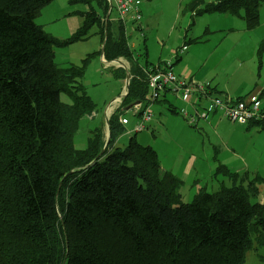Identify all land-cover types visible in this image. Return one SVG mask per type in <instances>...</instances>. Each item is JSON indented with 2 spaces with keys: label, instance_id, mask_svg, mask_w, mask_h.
Listing matches in <instances>:
<instances>
[{
  "label": "trees",
  "instance_id": "obj_1",
  "mask_svg": "<svg viewBox=\"0 0 264 264\" xmlns=\"http://www.w3.org/2000/svg\"><path fill=\"white\" fill-rule=\"evenodd\" d=\"M53 1L0 0V264H246L248 252L264 249V203L250 201L261 178L236 184L240 176L230 175L232 187L202 190L187 203L180 179L137 141L140 132L119 147L126 109L149 104L154 67L140 62L124 21L107 20V0H80L89 5L76 12L83 25L65 40L51 36L36 20ZM204 2L192 0L187 11ZM262 4L218 0L196 15L243 16L254 30ZM96 25L106 40L102 57L129 64V93L80 150L81 125L98 112L84 84L89 58L61 67L55 48L86 40ZM250 123L264 130V119Z\"/></svg>",
  "mask_w": 264,
  "mask_h": 264
},
{
  "label": "rangeland",
  "instance_id": "obj_2",
  "mask_svg": "<svg viewBox=\"0 0 264 264\" xmlns=\"http://www.w3.org/2000/svg\"><path fill=\"white\" fill-rule=\"evenodd\" d=\"M151 1L153 2L149 10L152 20L149 30L146 26L140 29L131 17L126 19L127 33L134 45L133 50L143 65L146 64L144 51L148 44L151 51L147 60L153 64L159 62L161 49L156 44L158 36L165 37L163 39H166L168 47L175 46L179 41V36H185L187 43L191 39L197 41L192 48L191 66L199 70V76H209L210 78V75H214L217 78V84L230 85L239 91L250 88L248 89L250 92L256 85L259 87L264 85V51L261 56L259 54L264 44V4H262L260 24L251 32V35H255V40H259L258 48L253 49V43H249L250 39H244L249 34L243 30L246 26L243 16L215 12L214 14L206 13L190 17L189 14H183L182 10L191 0ZM205 1L207 4H211L218 0ZM93 5L96 6V3L93 2ZM88 10L89 5L80 2V0H54L42 10L36 22L51 36L65 40L83 25L84 18L76 12ZM117 17L118 15L113 9L111 18L116 19ZM209 24H211V30L206 32ZM135 25L138 28H135ZM173 28L174 32L171 35L170 31ZM228 28H233V31ZM103 44L100 28L96 25L91 29L86 40L75 42L66 47L55 48V62L61 67H68L72 64L81 65L86 58H89L84 84L87 87L88 95L97 104L98 112L95 118H86L81 125L75 139V146L80 150L88 146L91 130L100 125L105 112L110 118L116 110L124 108L125 105L123 100L107 109L109 103L118 99L124 91L128 90V85L127 77L114 73L115 69L125 70V67L117 63L103 62ZM180 46L185 50L186 46L183 41ZM179 49L177 47L174 52L182 51ZM166 54L162 59L166 60L168 58L166 56H171L170 52L168 55ZM167 98L165 100L162 97L151 105L153 121L145 131L134 133V135L140 144L153 147L161 155L164 169L174 167L173 171L165 170L172 172L182 182L178 192L182 195L183 201L192 202L195 195L202 190L213 193L223 186L232 187L235 183L229 176L238 174L240 178L236 184H240L244 175H248L250 180L258 176L261 178L258 184L259 195L254 196L250 201L252 204L264 203L263 128L259 125H247L251 123L242 126L238 122H234L228 124L233 127L229 129L228 138L221 128L218 130L216 125H211L212 112L207 119H202L201 113L198 115L195 112L192 113V109L189 110L188 106L181 109L179 101H184V97L170 94ZM62 100L66 103L71 102L66 94H62ZM262 105L264 106V97ZM181 110L194 116L197 124L192 125L189 123L190 121L185 120L181 115ZM124 117L129 120L131 125L124 126L123 135L117 142L119 147L129 144L133 135L130 136L126 132V128L129 129L136 123L133 111L125 112ZM203 121L206 124H203ZM179 123L183 124H181L183 128ZM248 127L250 131L247 130ZM169 130L177 136L178 144L171 149L172 152L169 151L171 154L165 156L164 148L168 143L171 145L167 134ZM106 135L109 139V129ZM229 140L230 144L228 145ZM246 264H264V249H260L258 252L255 250L248 252Z\"/></svg>",
  "mask_w": 264,
  "mask_h": 264
},
{
  "label": "crops",
  "instance_id": "obj_3",
  "mask_svg": "<svg viewBox=\"0 0 264 264\" xmlns=\"http://www.w3.org/2000/svg\"><path fill=\"white\" fill-rule=\"evenodd\" d=\"M107 1L109 3V0H107ZM139 1L141 2L140 9H141V13H142V27L140 29H143L146 26L147 30H149V28L151 27V20H152L151 16H150L149 8L152 6V2L153 1H151V0H139ZM191 2H192V0L190 2H188L187 5H185V9H183L184 11L182 10L183 14H189L190 17L196 16L197 11H202L207 5V3L205 1L204 4L199 7V9L196 11V13L195 12L193 13V12L187 11V7H188V5ZM209 3H211V2H209ZM109 6H110V3H109ZM113 9H115V7L112 5V10ZM261 9H262V6L260 7V15H261ZM115 11H116V9H115ZM116 13L118 15L117 11H116ZM203 14H206V13H203ZM208 14H214V13H208ZM227 14H229V13H227ZM110 15H111V13H110ZM129 17L130 16L126 17V19H128ZM118 18H120L119 15H118V17L116 19H118ZM126 19L123 20V21H124V24L126 26V32H127ZM191 19H193V18H191ZM210 25L211 24H209V26H207L206 32H210V30H211V26ZM134 27L138 28L136 25ZM228 30L233 31V28H228ZM243 30L248 32V34H249L246 37H244V39H246V38L250 39L249 43H251V42L253 43V47H254L253 49L258 48L259 40H255V37H254L255 35H251V32H253L255 29L254 30H248L247 27L245 26L243 28ZM170 32H171V35H172V33L174 32V28L171 29ZM171 35L169 33V36H171ZM127 36L129 38V44H130V46L133 49L134 45L131 43V39H130L129 33H127ZM163 38H165V37L158 36L157 37V41H156V44L158 45V48L161 49V51H160L161 52V56L159 58V62L157 64H153V63H151V62H149L147 60L148 56H150V51H151L150 45L148 44L146 46L147 49L144 51V56H145V59H146V63H148L149 65H154L153 67H156V66H160V67L170 66V67L173 68L174 72L177 75H179L181 78H184V79L189 80V81L194 82V83H199V84L206 85L211 90L213 95H217V94L219 95L220 94L221 96L228 97V98H230L232 100H237L238 98H244V101H247V102L251 101L252 98L257 97V98H259V100H261L260 102H261V106H262L263 113H264V106L262 105V99L264 97V85H262L261 87H259V85H256L255 88H253L250 92H248L249 91L248 89H250V88H248V89L244 88V89L239 91L237 89L232 88L230 85L217 84L218 83L217 80H216L217 78L214 75H210V78H209V76L201 77V76H199V73H200L199 70H197V68L196 69L192 68V66H191L192 53H193L192 48H193L194 44L197 41L191 39L189 41V43H187V41H186L187 39H186L185 36L184 37L183 36H179L178 37L179 41L177 42V44L175 46H173V47L172 46L168 47V45H166V39H163ZM168 39H167V42H168ZM182 41L184 42V44L186 46L185 50L180 46ZM191 43H193V44L191 45ZM177 47H178V49L180 48L182 51L174 52L175 49H177ZM169 52L171 53L170 54L171 56H166V57H168V58H166V60L162 59V57H164L165 53H167L166 55H168ZM213 53H215V52L213 51ZM213 55L211 56V58L213 57ZM127 66H128V69H129V64ZM208 81H210V82H208ZM168 95H170V94H166L165 96H163L165 100L168 99L167 98ZM179 102H180L179 104L182 106L181 109H185L188 106L189 110L192 109L191 112L192 113L195 112L197 115L199 113H201L202 111H204V112L208 111V114L210 116V113L212 112L213 115H212V117L210 119V121L212 122L211 125H216L218 130H220V128H221L223 130L225 136H227L229 138V129L233 128V127H230L228 124L234 123V121H231L228 118H226L223 115L222 112L217 111V110H212L211 109V103H210V101L208 99H205L203 97H198V96H188V97H185L184 101H179ZM129 107H130L129 110L126 109V112L127 111H133V113H134L135 111H134L132 105L129 106ZM186 110H188V109H186ZM181 112L183 113V112H187V111L181 110ZM189 112H187L188 115H190ZM182 113H181V115L184 117L185 120H187L186 116H184V114H182ZM134 115L136 116V123H134V125H132L129 129L126 128V132L127 133H133V131L135 129V126L139 122V115H136L135 113H134ZM123 117H124V115H123ZM125 119H127V118H125ZM202 119H207V118H202ZM102 121L104 123L106 122V117L105 116L103 117ZM127 122H128L127 126L131 125L128 119H127ZM181 124H180V126L183 128V126H182L183 124L182 125ZM203 124H206L205 121H203ZM238 124H240V123H238ZM241 125L244 126L243 124H241ZM241 125H239V126H241ZM247 125L252 126V125H256V124L251 123V124H247ZM238 129H239V127H238ZM247 130L250 131V128L248 127ZM128 131H130V132H128ZM167 134H168L169 142L171 141V145H170V143H168V145L164 148L163 151L165 153V156H167V154H171L169 151H171V149L175 145L178 144V142H176L177 136H175V134L173 132H171L169 130L167 132ZM231 138H233V137H231ZM229 144H230V140H229L228 145ZM159 157H160V160H161V155L160 154H159ZM161 164H162V160H161ZM173 168H165V169H169V170L173 171L172 170ZM181 179H183V178H181Z\"/></svg>",
  "mask_w": 264,
  "mask_h": 264
},
{
  "label": "built area",
  "instance_id": "obj_4",
  "mask_svg": "<svg viewBox=\"0 0 264 264\" xmlns=\"http://www.w3.org/2000/svg\"><path fill=\"white\" fill-rule=\"evenodd\" d=\"M111 4L115 7L120 19L125 20L130 16L131 19L138 24V27H142V13L140 9L141 2L139 0H110ZM104 63L110 64H124L116 62L115 60L107 61L102 57ZM124 61L123 59H119ZM125 62V61H124ZM126 63V62H125ZM128 67V66H127ZM149 104L133 105L134 113L140 112L139 122L135 126V132H143L147 129V126L153 121V114L150 111L151 105L160 100L166 94H173L179 97L198 96L208 99L211 103V109L217 110L223 113V115L231 121L238 122L240 124H246L260 119H264V113L262 110L261 102L259 98L254 97L251 101H238L232 100L228 97L219 95H213L211 90L203 84L194 83L177 75L173 68L170 66L160 67L156 66L149 71ZM129 92L124 91L118 99L109 103L107 109L111 106H115L117 102L123 101L122 96ZM189 123L197 124V120L194 116L188 115L187 112H183ZM201 118H208V111L201 112ZM200 117V116H198ZM120 122L123 126L127 125V119L121 118Z\"/></svg>",
  "mask_w": 264,
  "mask_h": 264
},
{
  "label": "water",
  "instance_id": "obj_5",
  "mask_svg": "<svg viewBox=\"0 0 264 264\" xmlns=\"http://www.w3.org/2000/svg\"><path fill=\"white\" fill-rule=\"evenodd\" d=\"M109 3H110V10H109V13L107 15V20L109 19L110 17V13L112 11V4H111V1L109 0ZM105 44H106V40L104 41V44H103V53H104V50H105ZM116 62H119V63H122L125 65V72H126V77H127V85L129 87V69L128 67L126 66V63L124 61H121L119 59H116L115 60ZM129 93V92H128ZM128 93L124 96H122L124 99L127 97ZM138 104H141L140 102L138 103H135V105H138ZM130 107L127 108V110H129ZM105 117H106V122H107V125H109V118H108V115L107 113L105 112ZM109 142V141H108ZM107 147V146H106ZM106 147L104 148V150L101 152V154L98 156V158H100L106 151Z\"/></svg>",
  "mask_w": 264,
  "mask_h": 264
}]
</instances>
